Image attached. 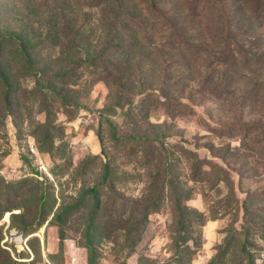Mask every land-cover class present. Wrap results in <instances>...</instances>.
Wrapping results in <instances>:
<instances>
[{"label": "rangeland", "instance_id": "obj_1", "mask_svg": "<svg viewBox=\"0 0 264 264\" xmlns=\"http://www.w3.org/2000/svg\"><path fill=\"white\" fill-rule=\"evenodd\" d=\"M181 237L261 264L264 0H0V264H160Z\"/></svg>", "mask_w": 264, "mask_h": 264}, {"label": "trees", "instance_id": "obj_2", "mask_svg": "<svg viewBox=\"0 0 264 264\" xmlns=\"http://www.w3.org/2000/svg\"><path fill=\"white\" fill-rule=\"evenodd\" d=\"M174 209L178 211V217H181L179 221H181L183 215L181 216V212H179V201L174 205ZM196 244L197 241L193 239L192 244H189L187 240H184L183 237H181L180 241L174 245L173 255L166 262H161L160 264H188L192 254L198 251V246Z\"/></svg>", "mask_w": 264, "mask_h": 264}, {"label": "bare ground", "instance_id": "obj_3", "mask_svg": "<svg viewBox=\"0 0 264 264\" xmlns=\"http://www.w3.org/2000/svg\"><path fill=\"white\" fill-rule=\"evenodd\" d=\"M5 219H7V216L5 217ZM12 237L16 242H22V237L19 233H17L16 231H12ZM16 244V243H15Z\"/></svg>", "mask_w": 264, "mask_h": 264}, {"label": "built area", "instance_id": "obj_4", "mask_svg": "<svg viewBox=\"0 0 264 264\" xmlns=\"http://www.w3.org/2000/svg\"><path fill=\"white\" fill-rule=\"evenodd\" d=\"M260 263H261V264H264V253L261 254V257H260Z\"/></svg>", "mask_w": 264, "mask_h": 264}]
</instances>
